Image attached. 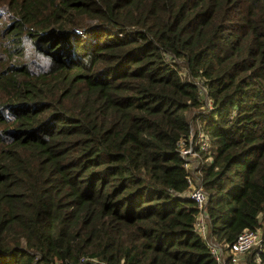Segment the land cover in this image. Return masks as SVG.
Segmentation results:
<instances>
[{"label":"trees","instance_id":"trees-1","mask_svg":"<svg viewBox=\"0 0 264 264\" xmlns=\"http://www.w3.org/2000/svg\"><path fill=\"white\" fill-rule=\"evenodd\" d=\"M193 126L209 236L264 258V0H0V264H219Z\"/></svg>","mask_w":264,"mask_h":264},{"label":"built area","instance_id":"built-area-1","mask_svg":"<svg viewBox=\"0 0 264 264\" xmlns=\"http://www.w3.org/2000/svg\"><path fill=\"white\" fill-rule=\"evenodd\" d=\"M209 104L211 105V103ZM192 136L194 137L193 132L191 134V137ZM192 141L193 140H191L189 147L182 148L181 155L185 160V166L190 171L188 176L190 182L188 195L197 202L200 210L196 228L208 242L219 264H240L242 260H247L252 250H255V263L264 264L261 229L244 230L232 244H220L214 237L209 236V215L206 211L209 194L202 187L201 180L197 174L200 165L199 154L194 150ZM201 148L203 150H208L209 144L207 140L202 142Z\"/></svg>","mask_w":264,"mask_h":264},{"label":"rangeland","instance_id":"rangeland-1","mask_svg":"<svg viewBox=\"0 0 264 264\" xmlns=\"http://www.w3.org/2000/svg\"><path fill=\"white\" fill-rule=\"evenodd\" d=\"M3 9H4L3 11H7L6 8H3ZM5 16L7 17V15H5ZM187 115L190 117L191 120H193V113L192 112L188 113ZM192 132L194 133V136H195V134H196V128L194 126H193V129H192ZM192 137H191V140H194V137L193 138ZM199 137H200V140H203V137H201V135H199Z\"/></svg>","mask_w":264,"mask_h":264}]
</instances>
